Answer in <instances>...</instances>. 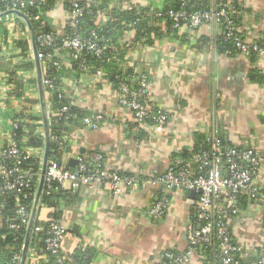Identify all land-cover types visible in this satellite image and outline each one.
Masks as SVG:
<instances>
[{
	"label": "crops",
	"instance_id": "1",
	"mask_svg": "<svg viewBox=\"0 0 264 264\" xmlns=\"http://www.w3.org/2000/svg\"><path fill=\"white\" fill-rule=\"evenodd\" d=\"M55 1L45 21L56 34L63 35L70 22L71 0ZM85 1L96 6L106 3L95 16L98 27L108 24L114 9L135 12L145 26L143 35L136 28L117 32L116 43L122 51L111 61L115 66L103 69L100 76L93 70L73 69L69 52L59 50L64 64L59 86L77 111L64 133L68 140L64 165L76 167L79 155L92 163L93 155L100 153L110 171L144 176L182 164V154L213 137L224 147L264 150V55L221 50L224 28L215 22L172 28L161 17L172 0ZM193 1L198 5H237V11L232 10L239 34L249 42L264 39V0ZM13 17L0 19V154L13 139L15 113L24 100H39L43 117L31 32L23 18L24 26ZM17 42L29 43V51H22ZM40 65L44 78L47 67L41 58ZM116 72L124 73L131 82L141 74L148 77L149 94L144 101L168 113L164 128L152 122L138 124L132 112L121 107L117 82L112 80ZM14 91L18 93L14 95ZM43 94L49 122L51 101L44 83ZM96 114L104 115L98 129L84 122L85 117ZM71 159L76 160L74 166ZM254 182L259 196L247 198L240 214L228 221L242 264H256L259 251L264 249V161ZM56 192H65L66 197L52 206L41 202L38 219L61 221L67 227L63 251L74 254L85 249L92 255L91 264H161L166 252L187 251L188 229L198 224L197 192H165L159 185L141 183L116 195L104 182L74 190L66 186ZM163 195L169 199L165 215L149 216L147 210ZM40 252L30 243L27 264L43 261L45 256ZM180 264L216 263L212 255L196 249Z\"/></svg>",
	"mask_w": 264,
	"mask_h": 264
},
{
	"label": "built area",
	"instance_id": "2",
	"mask_svg": "<svg viewBox=\"0 0 264 264\" xmlns=\"http://www.w3.org/2000/svg\"><path fill=\"white\" fill-rule=\"evenodd\" d=\"M7 10L22 9L28 5H33L37 0H2ZM182 1V7L179 10H170L167 12L169 18L174 21V27L183 26L195 27L207 22L221 24L225 29V40H232L236 48L241 52H255L258 55H264V43L246 41L237 31L232 17L233 7L228 3L211 6L208 10L188 11L183 8L186 0ZM84 7L79 5L77 0L73 1L70 12V25L77 27L79 17L84 12ZM24 13V12H23ZM26 15V14H25ZM27 16V15H26ZM14 18V17H13ZM36 16L35 19H39ZM30 20V19H29ZM11 23V22H10ZM12 26V25H11ZM93 37L84 39L79 33L69 37L49 32H40L36 34L37 44L41 48L50 51L39 54V58L45 62L46 67L51 62L58 69L63 67V62L59 59V50L57 40L62 38V45L73 51L75 59L82 56L87 51L94 52L100 56L103 50L107 49L109 39L100 38L95 33ZM102 44V47L100 46ZM96 75H102L103 69L95 71ZM43 83L48 93L52 95L54 89L53 78H43ZM117 87L120 94V105L127 111L132 112L135 121L138 124L152 122L159 128H164L169 121L168 113L162 108L152 109L144 98L149 94L148 77L141 74L136 81L131 82L126 77H117ZM51 90V91H50ZM58 98L65 100L56 112L59 120L65 122L73 119L72 113L73 101L70 100L61 90ZM21 109H19L20 111ZM35 110H39V105ZM17 111V112H19ZM104 119L103 114H96L92 117H85L84 122L94 129H98ZM22 120L14 121V129ZM43 125V123H42ZM39 135L45 136L44 125L37 129ZM210 148L203 151L195 157L194 168L191 164H181L170 166L166 171L156 175H136L132 173H118L110 171L103 163V157L100 153L93 155V165L89 166L85 156L77 157V165L70 168L64 165L58 157L49 159L46 168L45 184L48 189L59 190L68 186V189L74 190L82 185L92 187L97 183H107L113 193L120 195L128 187H136L141 183H147L155 186H161L163 191L171 189H180L186 191H195L198 193V202L196 213L198 224L189 227V248L178 257H173L171 252H166L161 264H180L189 260L190 255L202 244H210L213 241V229L216 226L214 236L219 240L221 250L222 264H240L236 258V252L240 251L238 244L233 242L229 232L228 215H239V208L236 203L240 195L244 194L251 200L259 196V188L254 182V178L264 161V150L245 148V147H224L216 138L209 139ZM33 152H22L16 145L14 139L8 145L3 147L0 154V193L4 190L13 191L15 188H30L33 186L34 177L29 170L23 171L20 164L27 159ZM44 150L42 151L43 155ZM43 158V157H42ZM16 175L14 178H12ZM56 184L55 186H52ZM169 199L163 195L152 207L147 210V214L154 218H160L165 215L168 209ZM19 217L23 223L30 221L31 212L25 205L18 209ZM10 228L17 229L13 223ZM44 232L43 252L54 256L58 264H79L73 258V253H65L62 249V241L67 234V227L58 220L51 219L44 225H35L33 234ZM20 264L21 256H15L14 261ZM91 264V263H90ZM258 264H264V257H261Z\"/></svg>",
	"mask_w": 264,
	"mask_h": 264
},
{
	"label": "trees",
	"instance_id": "3",
	"mask_svg": "<svg viewBox=\"0 0 264 264\" xmlns=\"http://www.w3.org/2000/svg\"><path fill=\"white\" fill-rule=\"evenodd\" d=\"M74 0H71L68 3V6L70 8V12L72 10V4ZM79 2V5L83 6L84 12L79 17V21L76 28H73L70 25V22L68 23V26L65 30V33L61 35V37H69L75 33H79L84 39H88L93 37L92 33L94 32L95 35H97L100 38L109 39L108 44L110 45L107 49L103 50L100 56H97L92 51H87L82 54L79 58L75 59L73 57V51L70 50L67 47H64L62 45V38L57 40V47L60 48V50H65L69 52L70 60H72L73 69L84 72L93 70L96 71L100 68L104 70H108L110 67H114L113 61L114 58L120 52L122 49L118 47V44L116 43V34L119 30L122 28H136L137 32L142 34V30L145 26V22H142V19H140L139 15H137L133 11H126V12H117L115 9L111 13V19L109 20L108 24L105 27H98L95 25V16L97 15L98 11L104 9L106 6L104 3L101 5H93L91 3L86 2L85 0H77ZM56 4L55 0H43L39 1L37 0L33 5H28L26 8L22 9L23 12L27 15V17L30 19L35 33L38 35L40 32H49V33H55L53 30L50 29V27L47 25V22L45 21V14L47 11L54 8ZM221 2H218L217 5H221ZM215 5V4H214ZM211 5V6H214ZM210 5H198L193 0H186V4L183 6V8L187 9L188 11H196V10H208ZM216 6V5H215ZM182 7V1L181 0H172L167 8L163 10L164 14L161 16L162 18H165L172 28L177 29L174 27V21H172L171 18L167 15V12L170 10H179ZM239 7L236 5L233 10L236 12ZM7 10L6 4L0 0V13ZM40 16V18L37 20L35 19L36 16ZM13 17V15H7L2 17V19ZM232 17L234 20V24L236 27V20L234 12L232 13ZM14 18L19 21L22 24L21 18L17 15L14 16ZM22 26H24L22 24ZM224 28V27H223ZM260 43H264V39L260 41ZM17 46H19L22 51L27 50L29 48V43L25 42H17ZM102 47V44H100ZM219 46L221 50L224 51H231L235 52L237 51V48L232 40H225V29H224V35L222 40L219 42ZM48 52L49 49L41 48L38 45V52L43 53L44 51ZM29 51V50H27ZM29 53V52H27ZM251 54H256L255 52L251 51ZM63 68L58 69L57 67L53 66L51 62L48 63L47 68L44 71V76L49 77L50 75L53 78L54 82V89H52V95L50 96L51 101V113L49 112V136H50V156L49 159H53L58 157L59 160L62 162L63 155L66 146L68 145V140L66 136L64 135L66 125L69 122H65L63 120H59L58 116H56V112L58 109L64 105L65 100L58 98V94L61 91L59 86V76H62ZM116 74V75H115ZM121 76L124 77V73H114L112 76V80L117 82V77ZM126 77V76H125ZM49 89L47 88V91ZM17 92L14 91L13 94ZM18 93V92H17ZM15 93V94H17ZM14 94V95H15ZM37 105H39V100L37 99H26L24 100V105L22 106L21 110L19 112L15 113L16 120H22L18 123L17 127L14 130L13 139L16 143V145L19 147V149L22 152H26L28 150L30 151H39V152H33L27 159H24L21 164L20 168L23 171L29 170L31 174H33L34 177V183L33 186L30 188H15L13 191H2L0 193V215L2 216V227L0 228V264H18V262L15 260V256H21L22 257V251L23 246L26 238L27 233V223H23L22 218L19 217L18 209L20 206L25 205L29 212L32 211L35 196L37 192L38 182L40 179V172L42 167V151L45 148V136L39 135L37 133V129L42 125L43 123V117L40 111L35 110L37 108ZM156 109V108H152ZM76 109L72 108V113L75 114ZM77 112V111H76ZM80 112V111H79ZM80 115H84V112H80ZM230 147V146H229ZM232 147V146H231ZM210 148V142L208 139L202 140L201 146L196 147L194 151L189 153H184L181 156V163L182 164H191L194 162L195 157L199 156L203 151ZM196 164V163H195ZM93 162L89 163V166L92 167ZM181 165V164H179ZM193 165L192 167L194 168ZM16 175H14L12 178H14ZM0 185H2V181L0 180ZM56 184L52 185L55 186ZM260 194V191H259ZM66 197L65 192H56V190L48 189L47 185H44L41 202L44 204H47L49 206L58 204L62 199ZM258 197V196H257ZM256 197V198H257ZM247 195H240V198L238 199L236 206L237 208H244L247 202ZM240 214V209H239ZM238 216V215H236ZM232 214L228 215V219L236 217ZM198 219V216H197ZM199 221V220H198ZM10 223H13L17 229L10 228ZM36 225H44L46 226L45 222L39 221L37 218ZM216 226L214 227L212 233H213V241L210 244H202L198 247V252H203L206 255H212L214 258V261L216 264H222L220 257H221V250L219 247V240L214 236L216 232ZM229 232L231 234V230L229 227ZM44 232H41L39 234H33L31 237V245L36 246L43 256L45 258L43 261L39 262L38 264H58L55 261L54 256H52L50 253L43 252L44 249ZM232 236V234H231ZM234 242V241H233ZM173 254V257H178L180 254ZM259 254H261V257H264V249L263 251H259ZM259 257L256 260V264H258L260 258ZM73 258L76 262L79 264H90L92 260V255L85 249L78 250L74 253ZM236 258L242 264V259L240 256V251L236 252Z\"/></svg>",
	"mask_w": 264,
	"mask_h": 264
},
{
	"label": "water",
	"instance_id": "4",
	"mask_svg": "<svg viewBox=\"0 0 264 264\" xmlns=\"http://www.w3.org/2000/svg\"><path fill=\"white\" fill-rule=\"evenodd\" d=\"M7 15H17V16L23 18L27 22L28 27H29L30 32H31L33 51H34L35 61H36L37 69H38V78L41 82V87H40L41 107H42V113H43V125H44V130H45V141H46L44 152H43V158H42V167H41V172H40V179L38 182V187H37L34 205H33L32 211H31L30 221H29V224L27 227L26 238H25L23 251H22V257H21V261H20V264H27L28 253H29L30 243H31V237L33 235L34 227L36 225L35 223H36V220L38 218V212H39V208H40V204H41L42 192H43V188H44V184H45L46 168H47V163H48L49 156H50L49 122H48L46 101H45V97L43 94V78H42V71H41L40 58H39V52H38V44H37L36 33L34 30V27L31 23V21L29 20V18L25 15V13H23L20 10H17V9L6 10V11L0 13V19L4 16H7ZM75 162H76L75 159H71L70 164L72 166H74ZM191 194H195V191H191Z\"/></svg>",
	"mask_w": 264,
	"mask_h": 264
}]
</instances>
